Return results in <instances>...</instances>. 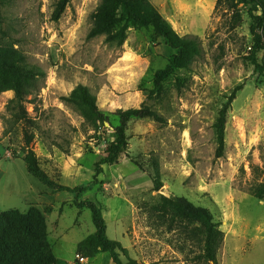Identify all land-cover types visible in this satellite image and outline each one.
I'll return each mask as SVG.
<instances>
[{
    "label": "rangeland",
    "instance_id": "obj_1",
    "mask_svg": "<svg viewBox=\"0 0 264 264\" xmlns=\"http://www.w3.org/2000/svg\"><path fill=\"white\" fill-rule=\"evenodd\" d=\"M58 1L0 0V39L26 66L44 72L21 104L33 126L18 121L15 93H0V214L13 213L14 221L26 215L35 229L44 228L56 264H114L108 252L81 255L95 226L80 202L101 209L108 237L139 264H208L199 259L204 228L175 217L166 204L186 198L209 209L225 234L218 264H264V200L254 196L264 185V75L247 59L254 44L249 7L240 6L243 23L233 30L230 14L216 10L217 0H150L181 36L198 37L204 49V57L166 79L157 96L151 94L155 74L176 51L152 29H131L123 46L91 39L100 0H71L55 21ZM257 57L264 64V49ZM79 85L96 96L106 117L98 132L63 101ZM237 88L225 155L218 158L215 124ZM143 106L166 123L132 119L128 148L95 178L115 140L116 112ZM26 132L34 136L29 147ZM30 148L55 182L88 190L55 192L23 161Z\"/></svg>",
    "mask_w": 264,
    "mask_h": 264
},
{
    "label": "trees",
    "instance_id": "obj_2",
    "mask_svg": "<svg viewBox=\"0 0 264 264\" xmlns=\"http://www.w3.org/2000/svg\"><path fill=\"white\" fill-rule=\"evenodd\" d=\"M71 0H59L53 15L59 21L66 11ZM249 7V14L253 20L251 33L254 38L252 52L247 58L254 66L256 72L264 75V64L258 60V53L264 49V0H217L216 10L230 14V24L233 30L238 29L243 18L240 6ZM92 26L88 37H104L109 44L123 46L128 39L131 29H152L154 35L162 38L165 44L176 51L167 66L155 74L154 90L151 94L161 96L164 92V81L174 76L179 71L191 69L193 64L204 57V49L198 37L181 36L172 24L160 13L150 0H100L96 10L91 15ZM2 16L0 12V26ZM44 72L30 68L25 64V58L17 51L4 44L0 39V93L13 91L16 103L21 108V115L16 114L18 121H25L30 126L34 122L28 118L26 110L21 104L33 95L39 87ZM237 88L220 112L215 124L217 132V157L225 155V131L228 112L236 98ZM66 105L76 110L85 120V123L96 132L104 126L106 117L101 111L98 100L88 87L79 85L68 96L63 98ZM119 118V125L115 128V140L108 146L106 156L97 164V178L102 172V165L114 164L119 155L128 148V125L132 119H151L164 125L166 120L151 107L143 106L139 109L118 110L115 114ZM26 144L29 147L34 140L33 134L26 132ZM23 161L29 170L42 182L54 189L55 192H67L76 196L88 190L86 186L61 185L51 179L40 167L35 152L30 148ZM254 196L264 200V185L254 190ZM169 211L178 218L198 222L204 228L205 239L199 259L208 264H218L217 252L224 242L225 234L220 229V224L215 222L209 209L196 206L186 198L166 200ZM79 209L91 210L95 233L80 246V253L85 258H93L99 251L108 252L114 264H139L129 258L127 249L118 241L111 240L107 235V224L102 216L101 209L92 202L76 204ZM165 206L157 207L164 209ZM18 228V232L15 230ZM16 242L12 243L14 237ZM120 252L125 254L128 261L124 263ZM19 253V257H18ZM0 264H56V258L51 250L47 232L44 228L35 229L29 216L20 215L18 220H13V213L0 214Z\"/></svg>",
    "mask_w": 264,
    "mask_h": 264
},
{
    "label": "built area",
    "instance_id": "obj_3",
    "mask_svg": "<svg viewBox=\"0 0 264 264\" xmlns=\"http://www.w3.org/2000/svg\"><path fill=\"white\" fill-rule=\"evenodd\" d=\"M82 261H84V259H82Z\"/></svg>",
    "mask_w": 264,
    "mask_h": 264
}]
</instances>
